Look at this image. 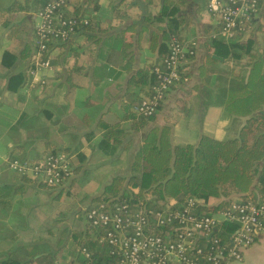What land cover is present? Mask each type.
Masks as SVG:
<instances>
[{
  "label": "crops",
  "instance_id": "crops-1",
  "mask_svg": "<svg viewBox=\"0 0 264 264\" xmlns=\"http://www.w3.org/2000/svg\"><path fill=\"white\" fill-rule=\"evenodd\" d=\"M86 1L89 4L93 2L81 0ZM99 3L100 8L95 14L102 20L99 28L91 33L100 41L91 44L83 32H78L67 47H56L52 56L58 58L52 62V68L45 72L46 86L31 87L29 83L19 86V83H14V87H11L12 76L26 72L27 61L19 57L11 68L4 69L1 65L5 50L11 47L20 51L33 40L38 20L34 8L12 14L22 27L18 35L20 40L16 43L13 39L8 40L6 28L0 26V255L10 254L16 247L32 245L41 240L34 237L30 242H25L17 232V225L25 223L33 210L27 211V207L18 205L15 199L19 186L27 183L8 168L11 157L23 154L32 158L43 157L52 148H68L74 159V167L78 168L73 174L76 184L90 169H108L98 182L94 181L83 188L88 194H94L92 200L115 176L131 175L134 158L152 128L170 126L174 145L197 144L203 134L221 140L237 137L248 119L231 113L227 116L225 108L213 102V96L217 97L220 84H223L222 78L225 76L226 84L231 82L228 73L221 71L226 66L235 65L233 61L225 62V58L217 52V46L212 44L211 38L224 36L219 34L220 19L208 10V0H192L180 12L185 19L182 38L195 48V54L188 62L189 80L172 87L155 118L145 127L129 128L131 120L123 113L129 80L143 63L156 61L159 48L165 42L167 44V37L163 36L161 29L147 22L145 0H99ZM114 5L119 6V18L110 25L106 19L114 15ZM256 20L254 29L258 36L254 46L257 51L263 52L264 0ZM154 33L160 35L156 51L152 49ZM126 42L129 44L126 45ZM73 49L81 52L78 57L73 54ZM91 50H94L93 53ZM90 54H94L91 61L88 60ZM209 57L217 62L208 64ZM241 62L245 69L243 74L248 75L247 57ZM184 104L185 109L182 107ZM187 110H191L190 116H187ZM23 120L33 123H22ZM118 122H122L127 130L121 142L115 144L103 138L106 128L102 123ZM46 130L51 132L49 139L42 135ZM69 185L70 182L66 187ZM74 221L72 216L63 228L53 233V237L59 240L63 229H73ZM66 239L71 242L73 238L70 233ZM68 252L59 257L58 250V264L70 263ZM236 264H264V231L244 251L243 261Z\"/></svg>",
  "mask_w": 264,
  "mask_h": 264
},
{
  "label": "trees",
  "instance_id": "trees-1",
  "mask_svg": "<svg viewBox=\"0 0 264 264\" xmlns=\"http://www.w3.org/2000/svg\"><path fill=\"white\" fill-rule=\"evenodd\" d=\"M46 1L11 0L7 6L0 9L2 21L8 28L9 39H13L16 43L20 40L18 35L22 30L19 23L12 21L14 18L11 17L15 16L12 14L18 11H29L31 8L37 12L45 5ZM190 1L192 0H145L148 10L147 22L161 29L163 36L167 37V44L165 42L159 48V56L154 63L149 61L143 63L129 80L125 96L127 101L123 104V113L128 120H131L129 128H143L155 118L156 114L146 116L139 113L137 107L143 99L153 94L154 86L157 83L154 68L156 65L164 67V60L170 50L171 38L175 36L186 43L181 34L185 19L180 15V12ZM89 3L88 1L81 2V0H68L64 9L66 15L78 18L76 33L83 32L92 44L100 41L91 32H95L99 28L102 18L95 14L100 8L99 0ZM261 4H263V0H260ZM113 8L114 15L112 18L106 19L110 25L114 19L119 18V6L114 5ZM10 19L11 22H9ZM85 20L87 23H84ZM257 21L255 19L254 24ZM145 28L146 25L143 29ZM255 29L247 35H239L237 38H211L212 44L217 46L219 49L217 52L225 58V62L233 61L236 66L229 68L228 77L231 82L226 84L227 86L225 85L227 90L223 102L224 108L229 113L248 117L237 137L221 140L203 134L197 144L174 145L171 142L170 126L152 128L134 158L131 175L115 176L94 199L90 200V197H85L91 202H88L86 207H78L80 210L73 214L74 219L84 216L86 222L84 231L74 232V229L67 228L62 230L63 233L59 240L52 237V234V239L48 238L47 241L42 238L35 244L16 247L11 250L10 254L0 255V264H58V250L63 242L67 241L69 233L75 241L74 250L77 252L75 258L78 259L76 264H116L117 257L111 253L110 246L107 243H100L98 239L104 234V230L94 229L86 217L87 209L103 203L130 202L136 208L177 210L183 207L188 198L194 197L198 201V214H213L226 209L232 201L248 202L262 199L264 197V51H257L254 46L258 36H256ZM159 37L160 35L157 33L152 36L153 51L158 49L157 40ZM69 41H50L48 50L42 52V55L45 59L50 58L52 64L58 58L52 56L53 50L59 45L67 47ZM128 44L129 42H126V45ZM39 47L34 32L33 40L20 51L11 47L5 50L1 62L2 67L4 69L11 68L19 57L27 61L29 67L34 63ZM189 47L193 46L190 44ZM93 51L91 50V53ZM80 53L78 49H73L75 56L78 57ZM93 55L90 54L88 60L91 61ZM246 57L249 67L248 75L243 74L245 69L241 62ZM216 62L217 60L212 57L207 60L208 64ZM76 70L80 71L79 67H76ZM71 75L70 70V82ZM14 83H19V86L28 83L31 87L46 86L47 78L44 79V82H37L33 86L26 70V72L12 76L11 87H14ZM220 87L223 88L221 84ZM133 107L135 110H132ZM102 126L106 128L103 138L115 144L121 142L127 130L122 122L102 123ZM59 152L69 155L71 153L68 148L65 150L52 148L45 155ZM40 158L39 156L32 158L24 154L14 156L8 160V167L11 160L35 161ZM77 170L78 168L74 167L73 159V174ZM18 175L27 184L36 181L39 182L36 184L39 188L54 189L56 191L54 196L57 199H62L65 191L68 195L73 192L78 193L76 189L78 184H76L73 175L61 186H50L43 181H37V178L29 174ZM69 182L70 185L66 187ZM85 199H81V202H85ZM213 200L216 202L212 203ZM237 227V223L223 221L213 234L221 237L222 241L226 243L230 241L231 234ZM60 229L61 227H59ZM166 230L167 228L160 229V231ZM207 240L201 239L200 242H207ZM83 248L88 249L90 256H84L82 259L80 253L82 254Z\"/></svg>",
  "mask_w": 264,
  "mask_h": 264
},
{
  "label": "built area",
  "instance_id": "built-area-1",
  "mask_svg": "<svg viewBox=\"0 0 264 264\" xmlns=\"http://www.w3.org/2000/svg\"><path fill=\"white\" fill-rule=\"evenodd\" d=\"M67 2L47 0L36 13L39 21L34 32L40 47L31 71L33 86L44 82V77L36 78L37 73L52 68L50 58L42 55L48 50V43L69 41L76 33L79 21L66 15ZM208 10L221 21L220 35L237 38L255 28L260 0H208ZM169 48L164 67L154 68L157 83L152 96L137 107L143 115L156 114L172 87L189 80L188 62L195 49L175 36ZM9 168L50 186H61L73 175V157L59 152L35 161L16 159L9 162ZM197 207L194 197L177 210L136 208L130 202L103 203L87 209L86 217L94 229L104 230L98 239L110 246L117 257L116 264H236L243 261L244 251L264 231V197L258 201H232L226 209L213 214H198ZM223 221L238 224L226 243L213 234ZM162 228L167 230L160 231ZM201 239L208 240L200 242ZM82 253L90 256L87 248Z\"/></svg>",
  "mask_w": 264,
  "mask_h": 264
},
{
  "label": "rangeland",
  "instance_id": "rangeland-1",
  "mask_svg": "<svg viewBox=\"0 0 264 264\" xmlns=\"http://www.w3.org/2000/svg\"><path fill=\"white\" fill-rule=\"evenodd\" d=\"M11 0H0V9L3 6H7L10 3ZM13 18V17H11ZM18 19H12V21H16ZM39 19L37 20L38 23ZM11 22V19L10 21ZM8 22V24H9ZM25 23V22H24ZM0 26H3L6 28L8 32L7 25L3 23L2 21V16L0 13ZM9 38V37H7ZM10 40V39H8ZM7 40V41H8ZM1 37H0V48H1ZM22 67V65H21ZM35 68V62L32 63L29 67H27L28 74L30 76V79H32V73L31 71ZM230 67H225L224 71H221V73H228ZM49 71V70H46ZM44 70L40 71V73H37L36 78H43L44 79L47 77L45 74ZM35 78V76H33ZM225 76L222 78V87L219 89V94L217 97L213 96V102L214 104L217 102L219 105L224 107V95L226 92L225 85ZM227 86V85H226ZM217 100V101H216ZM183 109L186 108V105L184 104ZM190 111L187 110V116H190ZM225 115H230V113L225 109ZM22 123H30L32 124L33 121H25L23 120ZM50 130V128H49ZM49 130H46L47 132H43L42 135L46 139H49V134L51 133ZM230 130V129H229ZM50 132V133H49ZM228 139V138H226ZM45 140V139H43ZM0 164H2V159H0ZM7 168V167H6ZM9 168V167H8ZM11 169V168H10ZM12 170V169H11ZM105 170L108 169H100L98 171H94L90 169L85 175L81 176L79 179L78 187H76L77 192H73L70 195L66 193V191L62 195V199H57L55 198L56 191L54 189L50 188H39L36 184L39 182H34L32 184H22L19 186L17 195L15 197L16 201L18 202V205L21 206H26L27 211L28 210H33L31 211V217L26 219L25 223H21L20 225H17L18 227V234L19 236L23 237L25 242H30L32 238H51V235L55 232L58 231L59 227H62L65 223H68L71 217L73 216L74 213H77L78 207L83 206L88 204L89 200L85 199V197H92L93 195L88 194L83 188L86 187L87 184H92L94 181L98 182L99 179H101V175L105 174ZM13 171V170H12ZM101 173L100 175H98ZM18 175V174H17ZM20 176V175H18ZM37 181H42L41 179H36ZM81 199H85V202H81ZM30 207V208H29ZM21 215V214H20ZM61 218L63 220H61ZM21 220V218L19 219ZM85 219L84 216H78L73 225L74 232L76 231H84L85 228ZM72 229V230H73ZM50 231H53L52 233ZM53 237V236H52ZM73 238V237H71ZM65 242V241H64ZM63 242V245H61L59 249V257L60 255L64 256L66 251L69 250L68 256L70 258V263L76 264V261L78 259L75 258V253L77 254L76 250H74L75 242L74 239L71 240V242L66 241L65 244ZM72 244H73V249H72ZM84 254L80 253V258H84ZM58 257V255H57Z\"/></svg>",
  "mask_w": 264,
  "mask_h": 264
}]
</instances>
